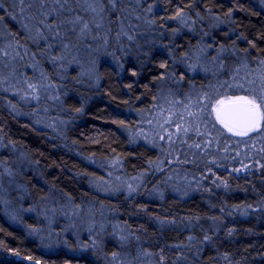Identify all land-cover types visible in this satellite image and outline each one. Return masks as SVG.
<instances>
[{"label":"trees","instance_id":"1","mask_svg":"<svg viewBox=\"0 0 264 264\" xmlns=\"http://www.w3.org/2000/svg\"><path fill=\"white\" fill-rule=\"evenodd\" d=\"M131 1L112 11L102 0L106 55L96 79L82 83L72 68L63 77L53 62L62 45L53 34L30 39L19 0H0V50L8 41L32 57L49 84L62 86L64 118L61 130L37 129L0 103V173L12 172L11 182L0 179V264H264V138L228 134L210 108L204 115L215 129L197 121L206 135L190 133L188 140L211 141L210 147L187 151L180 144L174 156L188 161L185 174L195 188L182 190L163 175L141 198L101 188L110 163L131 177L150 172L158 160L161 151L137 133L154 107L171 119L174 111L199 112L196 102L206 93L243 94L225 82L250 89L264 66V0H141L139 7ZM71 6L65 15L91 21L84 7ZM122 8L131 41L118 36ZM177 10L182 17L171 19ZM91 32L97 36L94 26ZM74 38L70 32L63 44L77 48ZM54 41L50 54L46 45ZM177 129L170 127L173 134ZM244 165L243 173L233 171ZM151 188L157 194L147 199Z\"/></svg>","mask_w":264,"mask_h":264},{"label":"rangeland","instance_id":"2","mask_svg":"<svg viewBox=\"0 0 264 264\" xmlns=\"http://www.w3.org/2000/svg\"><path fill=\"white\" fill-rule=\"evenodd\" d=\"M128 3H130V1H128ZM88 12L89 19L92 21L93 14L90 11ZM128 13L129 12L126 10L121 11V16L117 15L119 18L117 17L116 21L119 25H122L123 21L124 29L126 28V25L132 26V23L128 20ZM96 19L97 22H99V18L97 17ZM106 23L107 20L105 17L102 26L104 29H96L94 27L97 34L96 37L92 35V32L86 36H81L79 32L71 33L72 36H75L74 43L78 46L77 48H63L61 45L56 57L62 56L63 59L56 60L55 64L60 67L59 69L62 71L63 77L64 74L68 76L67 74L72 68L75 71L76 76L82 80V83L83 80L93 81L96 79L95 69L97 62L106 55V47L108 44L105 43V37L107 38L109 32ZM120 30L121 27L119 26L117 31L120 32ZM102 37L103 40H100ZM120 37H126L127 39V36L125 35H120ZM86 40L89 42H86ZM55 41L51 43V45L53 44L54 46L50 50L48 45H46L48 53L50 54L52 53L53 48L58 45L54 44ZM1 43L0 93L2 95H0V103L2 106L8 110L10 114L17 116L18 118L29 120V122L35 125L37 129L49 128L52 131H56L58 129L61 130L64 122V118L61 116L63 113L61 112L62 105L60 100V95H63L60 92L62 86L49 84L45 72L41 68H38L36 63L33 62L32 57L28 56L26 52L23 51L22 54L21 51L16 50L6 40ZM258 77L259 74L250 78H254L252 80L254 83L250 85V89L253 87L258 89L260 87V80ZM29 84L36 86L37 92L35 95L39 96L38 100L32 98L34 93L32 92V89L29 88ZM13 106L15 107L13 108ZM159 109L162 110L160 107H154L153 110L142 118L137 129L138 135L141 136L140 138H142L148 145L161 151L158 160L153 164L150 172L140 173L131 177L125 176L121 171V168L117 164H114L115 162L110 163L108 170H106V177L108 180H106V183L101 187L104 192H113V190H115L117 192H121L128 198L136 196L141 198L145 196L147 190L152 185V182L154 183V181H156V179L161 175H163L162 178L166 176L165 180L169 184H173L174 181H176L177 186L182 190L196 187L194 184L195 180L192 179L191 176H187L185 174V171H188L186 170L188 166L191 167L188 165L189 163L182 162L181 158H179L181 162L177 163V159H175L176 157L174 158L176 155V147L180 146V143L171 146L167 139L168 134L171 133V126L177 127L179 124L188 126V122H186V120L189 118V110H179V112L174 111L172 114L170 113L172 117L171 119H165L164 113H162ZM181 116L184 117L183 120L180 119ZM210 117L215 122L214 115H210ZM204 118L206 119L207 117L205 116ZM212 119L207 121L211 122L213 121ZM190 120L191 118H189V121ZM206 125L208 126V129H215L210 127L211 124L207 123ZM178 131H176L175 134H177ZM227 133L231 134L229 132ZM161 136H164L165 139L162 140ZM173 138H175V136H173ZM181 138L186 139V137L183 136H181ZM1 147L2 145L0 142V149ZM187 151H190V149ZM185 160L186 158L183 161ZM11 180V176L7 174H4L1 179V181L5 182H11ZM129 185H131L135 191L130 192ZM6 187L7 183L5 188ZM150 192L152 194L149 195L147 199H151L154 194H157L152 188ZM75 225L80 226L77 221Z\"/></svg>","mask_w":264,"mask_h":264},{"label":"snow or ice","instance_id":"3","mask_svg":"<svg viewBox=\"0 0 264 264\" xmlns=\"http://www.w3.org/2000/svg\"><path fill=\"white\" fill-rule=\"evenodd\" d=\"M132 2H134L137 7L141 4V0H132ZM73 3L81 5L85 10L90 11L93 14V20L87 21L80 15H65V13L71 14L73 12L71 6ZM108 3L111 5V10L115 11L117 4L123 3V0H108ZM19 5L22 28L29 34L30 39L34 41L41 39L47 40L44 31L47 30L49 33L53 34L54 40H58L62 44L63 48L69 47L68 44H63V40L68 37L70 32L75 33L78 30L81 36H86L92 31L93 26L96 29H101L105 18L104 13L106 11L103 7L102 0H83V3L82 0H19ZM120 10L126 11V9L123 8ZM152 10V5H149L147 11L151 13ZM133 11H135V9H133ZM97 17L99 18V22H97ZM180 17H182V10H177L176 16L171 17V19ZM0 19H2V17H0ZM136 19L139 20L141 17L137 15ZM147 23L151 24L153 21L148 20ZM120 35L127 36V39L130 41L135 39L134 35H129L125 31L123 25H121V30L118 33V36ZM105 43H107L106 37ZM17 44H19V41H17ZM48 48L50 50L52 45L49 44ZM60 59H63V57H53L54 62ZM260 64L264 65V60H261ZM160 66L164 67L163 64ZM191 67L194 68L195 66ZM245 67H247V65H245ZM132 74L135 75L136 73L133 72ZM258 79L260 80V87L258 89L255 87L251 89L246 88L243 83L232 84L225 82L223 86H226L229 90L235 88L242 91L243 94L240 95L224 93L223 95L213 97L206 93L203 101L198 99L196 102L200 111L197 113L188 112L189 117H191V120L188 122V127H185L183 124L177 125L179 133H182L183 137L187 139L181 138L180 134L169 133L167 139L170 145L174 146L179 142L181 145H186L188 149H196L201 152L210 147L211 141H203L202 143L193 141L192 143H188V140L191 139L190 133H194V135L199 137L206 135V132L201 131L197 121L205 125L208 123V121L203 118V115L205 114V110L209 108L211 112L208 114L214 115L215 122L233 136L249 137L253 140L264 138V68L260 69ZM248 83L252 84L254 82L249 81ZM28 86L34 93L32 98L38 100L39 96L35 95L37 92L36 86L32 84ZM14 107L15 106H13V108ZM185 107L188 108V105L186 104ZM77 111L80 110L77 109ZM180 119L183 120L184 117L181 116ZM173 136H175V139H173ZM161 139L163 140L165 137L161 136ZM217 139H219V137H217ZM225 151H227L226 148ZM261 151L264 152V148H261ZM193 154L195 155V153ZM237 155H239V153H237ZM182 162L186 163L188 161L185 160ZM209 163L215 164L216 161L212 160ZM261 166L264 167V165ZM247 167V165H244L241 168L233 169V171L236 173L244 172L247 170ZM209 171H211V169H209ZM4 174L11 176L12 172L9 169H5L4 173H0V179H2ZM224 186L227 187V184ZM129 189L130 192L135 191L131 185H129ZM3 192V186L0 184V194ZM248 207H251V205ZM221 211L223 212L224 209H221ZM212 219L215 220L218 218L213 217ZM233 231V229H229L228 234L231 235ZM193 239V237H189V240ZM211 239L212 238L208 235L204 236L205 242H210ZM116 255V253H113V258H115Z\"/></svg>","mask_w":264,"mask_h":264},{"label":"water","instance_id":"4","mask_svg":"<svg viewBox=\"0 0 264 264\" xmlns=\"http://www.w3.org/2000/svg\"><path fill=\"white\" fill-rule=\"evenodd\" d=\"M34 264H37V263H34Z\"/></svg>","mask_w":264,"mask_h":264}]
</instances>
